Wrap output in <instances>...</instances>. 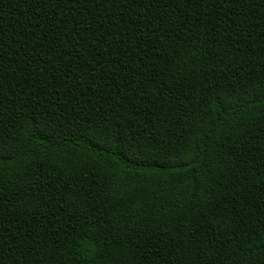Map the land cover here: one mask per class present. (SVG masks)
<instances>
[{"label": "trees", "instance_id": "16d2710c", "mask_svg": "<svg viewBox=\"0 0 264 264\" xmlns=\"http://www.w3.org/2000/svg\"><path fill=\"white\" fill-rule=\"evenodd\" d=\"M0 264H264V0H0Z\"/></svg>", "mask_w": 264, "mask_h": 264}]
</instances>
